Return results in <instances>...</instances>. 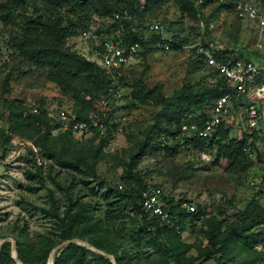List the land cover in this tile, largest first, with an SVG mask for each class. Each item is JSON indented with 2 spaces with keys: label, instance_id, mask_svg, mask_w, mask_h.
Returning a JSON list of instances; mask_svg holds the SVG:
<instances>
[{
  "label": "rangeland",
  "instance_id": "374dc122",
  "mask_svg": "<svg viewBox=\"0 0 264 264\" xmlns=\"http://www.w3.org/2000/svg\"><path fill=\"white\" fill-rule=\"evenodd\" d=\"M95 1L106 22L113 20V5L130 10L133 2ZM5 2L0 0V240L19 243L14 251L12 240L0 245V264H19L13 255L30 261L25 264H49L64 232L111 255L117 252L119 264H175V255L183 264L250 261L244 238L236 235L227 245L221 240L264 210V135L229 158V151L208 144L180 151L159 147L157 133L184 129L186 109L201 108L205 101L199 100L215 80L206 65L200 66L193 45L259 52L255 25L224 12L213 15L207 29L194 11L183 10V0H158L149 18L162 20L163 34L178 44L167 49L160 32L144 28L149 43L125 68L124 93L115 96L109 88L103 93L89 42L79 34L59 40L51 29L30 36L22 11L6 17ZM37 3L23 15L35 18ZM53 10L64 25L78 26L77 9ZM262 43L264 49V37ZM80 111L84 118L99 114L108 131L73 132L50 115L76 117ZM136 175L179 204L168 223L174 230L163 228L159 240L141 230V215L131 204ZM66 247L55 252L53 264H109L90 247L83 257Z\"/></svg>",
  "mask_w": 264,
  "mask_h": 264
},
{
  "label": "trees",
  "instance_id": "16d2710c",
  "mask_svg": "<svg viewBox=\"0 0 264 264\" xmlns=\"http://www.w3.org/2000/svg\"><path fill=\"white\" fill-rule=\"evenodd\" d=\"M40 1V5H43L42 8H35L33 9V12L36 14L35 18H28L27 16L23 15V13L28 12V9L33 5L38 4L37 2ZM158 0H147L146 8L144 10H141L139 7V1L133 0L132 6L127 10H123L122 7H116L113 5V9H111V15L114 13H122L124 14L125 11H128L130 14L134 15V18L129 20H124L123 22H120L119 20H112V22H106L105 20L101 19L102 12H99L98 5L96 4L95 0H7L4 4H2L1 9L3 12H7L9 15L14 14L16 11L21 10L22 14L20 15L23 18L24 24H25V30L30 32L28 35L31 36L32 31L34 30H42L44 32H49L48 29L52 30V33L55 34L59 40H62L64 38L76 36L80 33V31L87 29L92 23H96L97 19H101V23L103 25H107L109 30H116L120 27V25L123 23L125 25V31H124V39L127 43H134L138 42L140 43L141 47L144 46V44L149 43V37L145 36L144 29L142 27L145 26L146 16L149 14L155 13V8ZM256 3L264 7V2L261 0H254ZM43 2V3H42ZM184 3H181V6L183 10L190 9L191 11H194L195 14L199 18H202V20H205L207 29L209 28L210 19H212L213 15H218L221 13H226L227 15L233 16L236 21L241 22L242 20L238 18L233 10L231 3H223L219 5H212L211 0H206L204 4L196 5L195 0H183ZM32 4V5H30ZM63 5L66 6H72L73 8L77 9L80 14L79 18V24L78 26L75 24L70 25H64L63 24V18L59 15V11H57L54 15L52 12H50V7L55 9L61 8ZM32 8V7H31ZM48 11V12H47ZM209 12V14L207 13ZM6 13V17L7 16ZM44 13H47L48 16H44ZM45 18V19H43ZM168 30H170L168 28ZM171 31V30H170ZM152 34H158L155 31H150ZM160 35V34H159ZM162 39V38H161ZM58 40V39H57ZM58 40V41H59ZM163 41V40H162ZM173 42V41H172ZM164 43V41H163ZM178 42H174L175 48ZM205 46L210 47L209 42L204 44ZM191 51L194 54H197L198 61L201 67L207 66L205 60L203 59L202 55L197 52V48L194 47L191 49ZM216 56L219 59H222L224 61L226 60H235L239 58H243L246 55L250 54H259V52H252L248 53L247 50L244 48H238L234 47L233 49L229 48H215ZM144 53V52H143ZM142 53V54H143ZM26 54L34 58V54L32 52H26ZM92 63V62H91ZM92 66H95L101 74V79L104 87V92H108V88L110 85V79L105 73V71L101 68L100 65H98L96 62H93L91 64ZM208 67V66H207ZM212 72V76L214 77V82L211 86V88L206 89L204 91V94L202 95L201 99L199 100L200 104L202 105L205 101V104L199 108L194 109L190 108L189 110L186 109V115L184 116V123L185 128L182 129L180 127L174 128V129H162L159 130L157 133V139H158V146L169 148L172 147L173 149L180 151L181 148L186 150L187 148L183 147H190L192 145L196 147H201L204 144H208L210 148L217 147L216 150H225L229 151V158H236L239 153H242L244 149L247 148L246 144L249 141H253L256 138H260L264 135V132L262 133L261 130L253 129L251 132H245L243 133L242 137H238L235 135H232V129L231 127L221 125L219 128V136L218 138L213 139H206L199 136H186L184 134L186 127L190 125L192 121H197L201 123L202 121L206 120L209 115L212 108L213 103L221 96L226 95L230 92L234 91V86L222 75H219L217 71L213 70L212 68L208 67ZM125 77H123L124 79ZM211 95L209 96V94ZM208 94V97H207ZM164 100H168L169 98L167 96H163ZM207 98V99H206ZM239 100H243L242 97H239ZM243 103V102H241ZM42 117L45 115L44 112L41 113ZM84 114L82 112H78L75 118L77 119H83ZM41 117V118H42ZM108 131V130H107ZM100 133V132H99ZM66 165V161H64ZM69 165V164H68ZM134 160L130 163V169L133 168ZM76 168H79V166H76ZM149 186H156L160 187L159 185H150V184H142L141 178L139 176H135V182L132 185L130 191V199L131 204L133 208H135L141 215V230L144 229L154 233L155 239L159 240L161 237L160 232L163 230H168L169 232L171 230H174L170 227L169 224L166 222H163L162 219H160L157 216L150 215L146 213L143 209V205L141 202V192L148 188ZM165 199L167 201V209H169L170 213L173 215L175 212V208L178 207L177 203H174L173 198H170L167 194L165 196ZM177 205V206H176ZM264 220V210L258 211L255 213V215L252 216V221L245 224L243 227H232L230 230L226 232L224 237L222 238L223 245L229 244V242L232 240L233 237L240 236L241 238H244L245 241L249 242V250L252 252V259L250 261H244L243 264H257L264 262V250L259 251L256 246L259 242H264V231L259 230V224ZM167 224V225H166ZM171 230H169V228ZM173 232V231H172ZM77 237L76 235H71L69 232H64L62 239H69ZM19 243V240L16 239ZM95 246L100 247L98 243H94ZM66 249H74L79 250L82 252V257L85 256V252L88 250L86 247L78 245V244H71L66 247ZM216 251H213L212 253H215ZM115 255L118 264L121 263V258L117 252H111ZM175 258V264H183L184 260L174 256ZM104 260H106L109 264H112V262L108 259L103 257ZM23 260L25 263H30L29 260H27L25 257H23Z\"/></svg>",
  "mask_w": 264,
  "mask_h": 264
},
{
  "label": "built area",
  "instance_id": "2783aa9c",
  "mask_svg": "<svg viewBox=\"0 0 264 264\" xmlns=\"http://www.w3.org/2000/svg\"><path fill=\"white\" fill-rule=\"evenodd\" d=\"M141 10L146 8L147 0H138ZM206 0H195V4H204ZM231 3L233 10L242 21H248L255 28L259 54L246 55L235 60H222L216 56L215 47L193 45L202 55L208 67L224 76L233 86L234 91L219 97L212 105L209 117L201 123L192 121L184 134L199 136L206 139L218 138L221 125L231 127L237 131L238 137L253 129L264 132V7L254 0H211L212 5ZM146 16L142 29H152L160 32L167 49L174 46L171 38L164 33L163 21ZM134 18L128 11L114 13V20L123 22ZM125 25L122 23L116 30H109L108 26L92 23L87 29L80 31L82 41L89 42L95 54V61L101 66L110 79L109 94L122 96L125 85L122 76L125 68L134 63L141 48L140 43H127L124 39ZM221 49V48H219ZM243 100H239V97ZM243 102V103H241ZM38 112V109H35ZM66 129L73 132L78 130L107 131L108 124L99 114L92 113L89 118L77 119L65 113L50 114ZM166 193L162 187L149 186L141 192V202L146 213L157 216L167 224L171 221V213L167 209ZM193 210V207L191 208ZM171 228L174 226L170 223ZM259 230L264 231V220L259 224ZM256 248L264 250V242H259Z\"/></svg>",
  "mask_w": 264,
  "mask_h": 264
},
{
  "label": "water",
  "instance_id": "95a60500",
  "mask_svg": "<svg viewBox=\"0 0 264 264\" xmlns=\"http://www.w3.org/2000/svg\"><path fill=\"white\" fill-rule=\"evenodd\" d=\"M8 240H12V248H13V251L16 249V240L14 239H11V238H5V239H2L0 240V245L5 242V241H8ZM69 244H78V245H81V246H85V247H90L94 250H96L97 252L105 255L106 257H108L114 264H117V261H116V257L114 255H111L109 253H106L100 249H97L95 247H92V246H89L87 245L85 242H83L81 239L79 238H72V239H67L65 240L64 242H62L59 246H57L52 252H51V255H50V259H49V264H53V256L55 254V252L61 248H64L66 247L67 245ZM14 259H16V261L19 263V264H25L24 262H22L20 259H18L15 255H13Z\"/></svg>",
  "mask_w": 264,
  "mask_h": 264
}]
</instances>
